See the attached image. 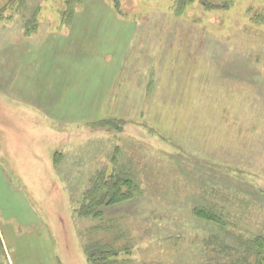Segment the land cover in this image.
<instances>
[{
  "label": "rangeland",
  "instance_id": "obj_1",
  "mask_svg": "<svg viewBox=\"0 0 264 264\" xmlns=\"http://www.w3.org/2000/svg\"><path fill=\"white\" fill-rule=\"evenodd\" d=\"M112 173L133 197L83 215ZM257 234L264 0H0V264H238Z\"/></svg>",
  "mask_w": 264,
  "mask_h": 264
},
{
  "label": "trees",
  "instance_id": "obj_2",
  "mask_svg": "<svg viewBox=\"0 0 264 264\" xmlns=\"http://www.w3.org/2000/svg\"><path fill=\"white\" fill-rule=\"evenodd\" d=\"M78 0H66L68 8L77 3ZM137 189L134 181L127 175L122 173H112L109 175L101 174L97 176L91 187L84 194L82 214L86 216L97 217L100 211L97 206L102 204H114L130 199L133 197ZM194 214L202 219L208 220L220 227L225 225L223 216L211 207H194ZM248 251L238 264H264V235L257 234L247 240ZM116 254V251L110 246L95 251H88V256L94 262H101ZM252 257V261L248 262V258ZM107 261V260H106ZM248 262V263H247Z\"/></svg>",
  "mask_w": 264,
  "mask_h": 264
}]
</instances>
